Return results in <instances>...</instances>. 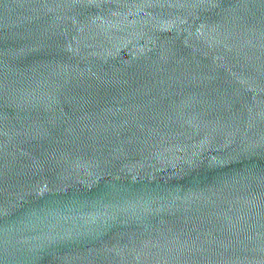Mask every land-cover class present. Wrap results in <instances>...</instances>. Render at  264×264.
<instances>
[{"label":"water","instance_id":"1","mask_svg":"<svg viewBox=\"0 0 264 264\" xmlns=\"http://www.w3.org/2000/svg\"><path fill=\"white\" fill-rule=\"evenodd\" d=\"M0 264H264V0H0Z\"/></svg>","mask_w":264,"mask_h":264}]
</instances>
